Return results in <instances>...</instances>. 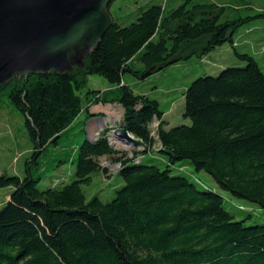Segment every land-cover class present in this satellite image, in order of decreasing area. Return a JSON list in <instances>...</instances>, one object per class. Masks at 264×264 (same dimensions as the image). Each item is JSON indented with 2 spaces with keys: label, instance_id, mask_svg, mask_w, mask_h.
Segmentation results:
<instances>
[{
  "label": "trees",
  "instance_id": "trees-1",
  "mask_svg": "<svg viewBox=\"0 0 264 264\" xmlns=\"http://www.w3.org/2000/svg\"><path fill=\"white\" fill-rule=\"evenodd\" d=\"M161 1L141 8L129 26L112 20L80 67L18 77L0 87V101L6 97L21 114L32 143L26 164L37 165L35 157L74 128L80 137L63 149L64 159H53L36 177L29 165L21 177L0 175V190L9 191L0 208V264H264V224L245 226L224 208L220 194L171 174L186 162L264 213V73L234 42L239 28L264 21V11L242 16L240 9L226 14L225 6L205 0ZM226 43L245 66L185 88L183 117L190 126L166 130L158 103L122 79L124 73L140 80L191 57L202 59ZM92 76L110 89L83 93ZM96 104L122 109L118 127L142 142L131 158L112 147L109 126L87 138V121L100 116L89 113ZM149 152L161 156L163 169L154 159L144 162ZM103 158L120 163L115 175L123 186L111 201H87L82 186L106 174ZM63 163L74 165V179L40 189L39 182Z\"/></svg>",
  "mask_w": 264,
  "mask_h": 264
},
{
  "label": "rangeland",
  "instance_id": "rangeland-1",
  "mask_svg": "<svg viewBox=\"0 0 264 264\" xmlns=\"http://www.w3.org/2000/svg\"><path fill=\"white\" fill-rule=\"evenodd\" d=\"M205 1L225 6L226 14L236 9H240L236 12L242 16L254 15L264 11V0ZM158 3L163 5L164 2L161 0H113L110 7L105 9V13L111 21L113 20L120 26L126 27L136 21L141 8L144 9ZM234 42L237 52L240 55L252 56L264 73V21H254L239 28L234 35ZM87 54V49L77 52L73 57V63L79 66L82 58ZM134 66L139 68L140 64L135 63ZM244 66L245 62L236 57L232 46L226 43L202 59L191 57L146 78L142 77L140 80L130 73H124L122 79L135 94L145 95L158 103L159 111L163 112V120L167 123L166 130H169L178 126L191 125V121L183 117L185 103L182 94L192 81L203 76L216 77L226 68H241ZM109 87L110 85L103 78L92 76L89 78L88 85L83 93L92 90L103 92L109 90ZM108 105L111 107L110 112L112 113L111 130L108 135V138L111 139L110 143L114 144L113 148L115 150L122 151L126 153L128 158H131L132 146L116 141L112 137L113 131L118 127L122 117L121 108L118 105ZM76 133L77 128H74L71 130L70 135L64 138L58 146H50L44 154L35 157L34 161L38 163L37 165L33 163L26 164V160L32 154L33 146L24 128L23 117L11 106L6 97H2L0 101V175L21 177L25 175L29 165V172L34 177L38 176L39 173L49 167V164H53V159H64V155L67 153V150L63 151L64 148L76 146L80 143V137ZM138 148L140 149V147ZM152 159L156 160V164L161 169L164 168L159 154L154 152L144 154V162ZM100 161L106 165L105 170L108 174H96L92 177L90 184L82 186L87 201L94 197L99 198L102 202L111 201L115 196V190L123 186L119 177L113 175L119 170L116 164L120 163H111L106 158ZM119 168H121V165H119ZM171 174L185 176L191 181L199 180L206 188L220 194L223 197L224 208L234 216L236 221H244L245 226L264 224V213L260 208L246 201L235 199L229 193L220 190L214 179L207 173L203 171L196 172L193 167L186 162H182L172 167ZM46 176L45 180L39 182L40 189L52 187V184H57L59 187L61 184H66L74 179V165L63 163ZM51 179H55L53 183L50 182ZM8 193L7 189L0 190V208L6 203Z\"/></svg>",
  "mask_w": 264,
  "mask_h": 264
},
{
  "label": "water",
  "instance_id": "water-1",
  "mask_svg": "<svg viewBox=\"0 0 264 264\" xmlns=\"http://www.w3.org/2000/svg\"><path fill=\"white\" fill-rule=\"evenodd\" d=\"M111 1L0 0V87L18 77L70 72L75 54H91L111 25L105 13ZM113 136L133 150L142 146L120 126Z\"/></svg>",
  "mask_w": 264,
  "mask_h": 264
},
{
  "label": "crops",
  "instance_id": "crops-1",
  "mask_svg": "<svg viewBox=\"0 0 264 264\" xmlns=\"http://www.w3.org/2000/svg\"><path fill=\"white\" fill-rule=\"evenodd\" d=\"M110 110H111V107L108 104H105V105L96 104V105H93L89 108L90 114H98V113H101V114H100V116H98L99 118L98 117H92L87 121L85 132H86L88 139L93 140L94 134L99 129H102V128L104 129L107 126L110 127L111 118H112V113L110 112ZM82 118H83V114H81L79 119H82ZM6 200H7V197H6Z\"/></svg>",
  "mask_w": 264,
  "mask_h": 264
},
{
  "label": "built area",
  "instance_id": "built-area-1",
  "mask_svg": "<svg viewBox=\"0 0 264 264\" xmlns=\"http://www.w3.org/2000/svg\"><path fill=\"white\" fill-rule=\"evenodd\" d=\"M118 107H119V106H118ZM120 110H121V114H122V109H120ZM157 126H158V124H157L156 122H154V123L151 125V136H152V137H156V136H155V135H156V134H155V130H156ZM97 134H98V133H95L94 136H97ZM112 137H113V139H115L114 136H113V134H112ZM108 140H109V142L111 141L110 138H108ZM115 140H116V139H115ZM113 141H114V140H113ZM116 141H117V140H116ZM110 144L112 145V147L114 146V144H113L112 142H111ZM138 149H139V148H138ZM100 165H101V167H102L103 169H105V166H106V165H104V163H102L101 161H100ZM116 165L118 166L117 169H120V168H119V165H120V164H116ZM108 171H109V170H108ZM117 171H119V170H117ZM117 171H116L113 175H115V174L117 173ZM110 172H111V171H110ZM106 173H107V172H106ZM107 174H108V173H107ZM109 175H110V174H109Z\"/></svg>",
  "mask_w": 264,
  "mask_h": 264
}]
</instances>
